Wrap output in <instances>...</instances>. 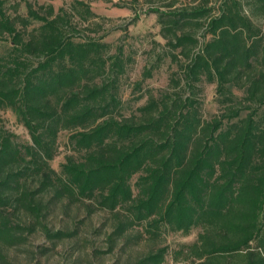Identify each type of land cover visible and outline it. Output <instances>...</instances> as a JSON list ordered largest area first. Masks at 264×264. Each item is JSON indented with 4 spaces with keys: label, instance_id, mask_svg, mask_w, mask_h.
<instances>
[{
    "label": "trees",
    "instance_id": "trees-1",
    "mask_svg": "<svg viewBox=\"0 0 264 264\" xmlns=\"http://www.w3.org/2000/svg\"><path fill=\"white\" fill-rule=\"evenodd\" d=\"M178 2L154 11L186 62L182 75L171 93L150 95L128 116L116 94L123 69L118 60L104 70L105 44L75 42L71 22L51 6L27 4L26 17L0 9V36L12 43L0 57V110L16 112L31 140L21 144L0 126V264H17L9 252L33 234L53 248L75 237L47 224L57 209L70 216L73 208L110 214L106 253L156 241L162 229H197L176 252L183 262L264 264V0H220L218 14L209 0ZM72 8L82 21L98 17L83 1ZM32 22L41 24L28 30ZM200 29L210 39L195 52ZM202 81L216 85L209 119L196 97ZM61 132L72 155L58 172L50 162ZM166 253L155 243L115 264H162Z\"/></svg>",
    "mask_w": 264,
    "mask_h": 264
},
{
    "label": "rangeland",
    "instance_id": "rangeland-1",
    "mask_svg": "<svg viewBox=\"0 0 264 264\" xmlns=\"http://www.w3.org/2000/svg\"><path fill=\"white\" fill-rule=\"evenodd\" d=\"M75 0H0V9L7 15L27 16V4L33 9L38 6L54 8L55 13L64 14L71 22V34L75 42L94 41L106 45L100 49V55L105 63L104 70H111L113 61L119 60L123 73L117 77V98L121 103V114L128 116L138 114L150 95L155 98L162 94L171 93V79L180 78L182 73L178 65L186 62L180 56V49H172L161 35V25L158 14L154 10L168 12L169 0H153L146 3L144 0L132 2L131 0H111L105 3L102 0H78L86 3L91 11L98 17L82 21L74 14L72 6ZM203 0H179L177 9L193 8ZM213 7L212 14H218L220 0H209ZM154 11V12H153ZM257 23L264 29V19ZM40 22H32L28 30L38 27ZM199 47L210 39L204 37L203 29L197 33ZM12 48L11 39L7 34L0 36V57L9 54ZM99 64V63H98ZM197 98L201 103V114L204 119L214 115L218 106L215 102L216 92L214 84L205 81L197 84ZM185 96L187 91H181ZM241 96V93L236 92ZM0 126L13 135V139L21 144L31 143L29 135L22 126L19 116L11 108L0 110ZM68 132H61L57 137V155L50 162L53 169L61 171L60 166L72 155L69 147ZM136 176L131 179L134 183ZM70 216H66L59 209L48 217L47 224L54 230H77L72 239L60 241L53 248L41 233L29 237L28 244L11 250L9 257L17 264H115L117 260L124 261L128 257L145 252L155 243L167 248L165 260L162 264H189L181 260L176 252L183 245H190L196 241L197 229H193L188 236L180 232H171L162 229L156 241L146 240L131 249L120 250L119 247L111 253H106V236L112 230V220L108 212L97 211L90 217L86 216L83 208L74 209ZM137 229H141L138 227ZM42 250H45L44 252Z\"/></svg>",
    "mask_w": 264,
    "mask_h": 264
}]
</instances>
